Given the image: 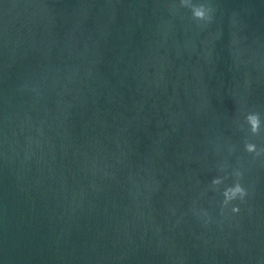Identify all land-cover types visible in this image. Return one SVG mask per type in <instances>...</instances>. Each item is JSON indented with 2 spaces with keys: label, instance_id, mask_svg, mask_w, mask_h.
Returning a JSON list of instances; mask_svg holds the SVG:
<instances>
[{
  "label": "water",
  "instance_id": "water-1",
  "mask_svg": "<svg viewBox=\"0 0 264 264\" xmlns=\"http://www.w3.org/2000/svg\"><path fill=\"white\" fill-rule=\"evenodd\" d=\"M0 264H264V0H0Z\"/></svg>",
  "mask_w": 264,
  "mask_h": 264
}]
</instances>
